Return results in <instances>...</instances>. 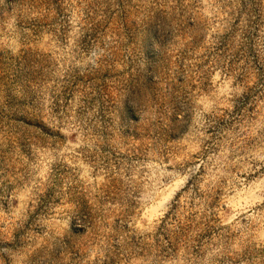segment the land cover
Masks as SVG:
<instances>
[{
  "label": "rangeland",
  "instance_id": "obj_1",
  "mask_svg": "<svg viewBox=\"0 0 264 264\" xmlns=\"http://www.w3.org/2000/svg\"><path fill=\"white\" fill-rule=\"evenodd\" d=\"M0 264H264V0H0Z\"/></svg>",
  "mask_w": 264,
  "mask_h": 264
}]
</instances>
